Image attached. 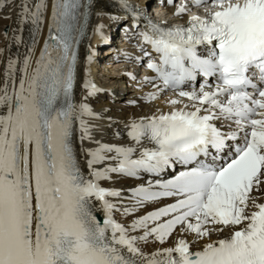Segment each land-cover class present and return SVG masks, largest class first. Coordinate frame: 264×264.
<instances>
[{
    "label": "snow or ice",
    "instance_id": "6c2138e0",
    "mask_svg": "<svg viewBox=\"0 0 264 264\" xmlns=\"http://www.w3.org/2000/svg\"><path fill=\"white\" fill-rule=\"evenodd\" d=\"M10 2L0 0V10ZM166 2L176 4V15L189 11V0ZM96 3L54 0L34 67L48 3L18 5L19 31L32 26L31 44L22 62L9 57L0 84V264H264V0H191L193 7L209 6L186 24L147 18L137 35L160 56L147 62L155 73L144 77L155 89L147 99L172 91L176 96L166 103L174 107L131 121L127 134L136 147L93 141L97 147L82 149L86 175L74 124L79 121L83 145L93 140L85 117L97 114L77 104L73 93L77 47ZM119 4L138 29L145 10L130 0ZM13 38L22 43L21 36ZM84 87L89 95L99 91L90 80ZM144 140L152 146L134 158ZM109 160L115 166L96 167ZM177 164L185 170L131 189L128 205L110 199L122 197V190L100 183L112 173L158 177ZM165 197L175 200L129 226L114 218L116 211L130 215ZM225 229L229 236L200 250L185 235L200 240ZM138 230L142 234L132 235ZM176 232L173 246L151 252L139 246L149 240L164 245Z\"/></svg>",
    "mask_w": 264,
    "mask_h": 264
},
{
    "label": "bare ground",
    "instance_id": "6f19581e",
    "mask_svg": "<svg viewBox=\"0 0 264 264\" xmlns=\"http://www.w3.org/2000/svg\"><path fill=\"white\" fill-rule=\"evenodd\" d=\"M135 5H140L142 7L143 0H130ZM35 2V0H33ZM54 0H47L48 9L45 12V20L42 26V30L37 37V43L35 45V50L32 56L33 67L35 66V60L39 58V53L43 48L44 41L48 37V27L50 24L51 17V6ZM20 0H11L10 3H7L6 6L0 10V49L4 51L0 53V84L3 83L4 74L6 71L7 60L9 57L15 59L17 56L20 58L21 62L23 61L24 56L28 53L29 47L31 44L30 38V30L31 25L26 24L23 25V32H20L21 28L20 23L17 20V13L20 11L19 5ZM119 4V0H97L96 5L92 9V14L88 18L87 28L85 29L84 36L80 38L79 44L77 47V67H76V83L74 87V101L79 104L81 102L87 103L92 112L97 115L94 116H86L85 120L89 125L92 126V137L93 140H85L83 145H81L79 136H80V127L79 121L74 124V146L77 152V157L80 161L81 168L88 174L87 167V156L82 149L95 148L97 145L93 141H100L103 144H114V145H122V146H133L136 147L135 142L131 140L128 136V125L133 120H139L141 117L150 116L157 112L158 109H162L164 111H169L172 107L166 103L167 99L174 98L175 93L170 95H166L162 97L159 96L156 100L147 99V95L150 92L155 91V89L150 86L142 84V82H134L135 79L133 76L128 75L127 72L122 74L121 79H113L110 78V73L114 70H111L110 65H114L109 58H105V71H101L98 75H94L96 71V64L93 60L89 63L88 56L91 55L93 59V55L99 48L103 45L102 42L93 49L95 42L103 39L101 36V31L103 32L104 37L112 38L111 33H114L123 25L125 26V32H127L132 23H134V19L131 18L128 20V23H123L120 27L117 24L120 20L118 19V14L123 10ZM85 11L84 8L80 9V12ZM102 13V14H97ZM80 21L83 23L84 16H80ZM100 26H103L102 29ZM7 32V35L5 34ZM130 32H127V37L125 40L131 39L129 36ZM122 36L123 34L119 33ZM14 36H21L22 43H16V40L13 38ZM118 38V37H117ZM122 40V39H121ZM135 44H140L139 39L134 40ZM124 48L128 47L127 43L123 42ZM110 53V51H108ZM121 58V57H118ZM118 62H122L124 60H116ZM133 64L136 65V61L133 60ZM22 67V64L17 65L19 69ZM134 69V68H133ZM93 72L92 75L88 72ZM104 72V74H103ZM104 75V76H103ZM21 73L19 71L16 72V80L19 81ZM100 76H103L100 79ZM131 77L129 80L130 86H126L123 81L125 78ZM90 80L93 84H95L96 88L99 89L94 95H89V89L84 87L85 81ZM121 91H124L125 95L121 96ZM125 96V97H124ZM86 98V99H85ZM124 98H127L125 101H122ZM186 101V100H185ZM180 107V105H177ZM152 145L147 141H141L137 152L134 155L138 156L140 149L143 147H151ZM109 156H114L115 153H107ZM115 166L116 161H105L103 164H99L96 167L103 168L107 165ZM147 177L139 176V177H129L126 175H121L119 173H112L111 179L101 180L100 183L105 188H114L122 190V197H111L110 199L113 202L123 203L124 205H128L131 203L130 197L132 195L131 189L139 186L142 183H145ZM149 179H160L158 177ZM165 202V201H164ZM264 202V201H262ZM97 203V207L99 208V202ZM164 204L161 202H151L144 206V208L138 210L135 213L130 215H124L122 211H116L114 213V217L122 222L125 226L131 225L132 221L146 214L147 211H152L153 209L160 207ZM102 215V213H98ZM230 229H225L223 232H213L209 237H204L200 240H195L193 234H185L187 239L189 240L193 250H200L204 244L223 239L230 235ZM142 234V230H138L137 232H133L132 235ZM180 233L176 232L170 237L164 245H160L159 243H155L149 240L148 243H144L143 241L139 242V246L145 252H151L156 250L157 248L173 246L176 240L180 237Z\"/></svg>",
    "mask_w": 264,
    "mask_h": 264
}]
</instances>
